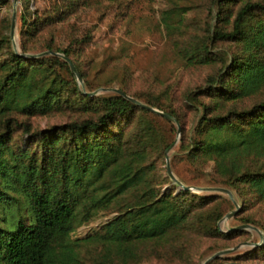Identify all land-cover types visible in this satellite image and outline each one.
Returning <instances> with one entry per match:
<instances>
[{"label": "rangeland", "instance_id": "rangeland-1", "mask_svg": "<svg viewBox=\"0 0 264 264\" xmlns=\"http://www.w3.org/2000/svg\"><path fill=\"white\" fill-rule=\"evenodd\" d=\"M216 1L78 0L75 10L60 18L61 0H0V63L11 51L28 58L54 56L64 60L62 52L47 53V47L66 48L80 75L78 78L62 65L51 66L48 78L57 75L69 89L62 91V101L46 113L10 114L19 125H13L6 143L7 160L14 161L23 150L37 152L38 143L32 136L37 130L96 119L102 109L83 106L78 91L95 99L122 88L138 101L172 117L168 119L135 104L130 116H118L116 125L109 127L121 132L128 157L138 152L139 165L154 192L175 195L183 190L168 175V162L172 174L184 186L223 187L232 193L230 198L216 190L189 191L205 198L196 203L187 222L172 228L164 237L137 242L133 256L108 251L102 237L104 226L136 202L146 183L104 207L84 200L76 207L69 239L77 255L75 264H264V256L251 255L264 242V200H257L245 184L236 188L222 183L212 160L194 163L186 156V146L196 138L195 128L203 112L200 105L187 103V93L206 92L209 78L223 73L225 62L242 52L238 42L210 37L215 28L231 27L243 0L228 2L224 11L217 9ZM256 14L264 19L263 12L258 10ZM36 16L49 21H40L34 31L26 32L34 20L36 24ZM205 43L214 60L193 61ZM262 99L264 86L235 104L237 108H249ZM198 100L215 99L200 95ZM224 103L225 108L234 104ZM4 121L0 117V132ZM259 163L264 171V155ZM9 181L4 186L7 199L0 200V230L13 228L19 216L29 219L23 191L11 176ZM244 218L251 219L255 224H248L261 235L252 228L239 227L246 224Z\"/></svg>", "mask_w": 264, "mask_h": 264}, {"label": "trees", "instance_id": "trees-1", "mask_svg": "<svg viewBox=\"0 0 264 264\" xmlns=\"http://www.w3.org/2000/svg\"><path fill=\"white\" fill-rule=\"evenodd\" d=\"M77 1L61 0L59 17L75 10ZM230 1L233 0H217V9L224 11ZM258 10L264 13V2L243 0L231 27L215 28L210 37L238 42L242 52L225 62L223 73L209 78L206 92L187 93V103L200 105L203 112L195 128L196 138L186 146V156L194 163L212 160L222 183L236 188L245 184L257 200H264V171L259 166L264 155V99L249 108H237L235 104L264 86V19L256 14ZM36 19L26 32L34 31L40 21H47L46 17ZM201 47L193 61L214 60L207 44ZM47 49L62 52L70 59L66 48ZM53 64L70 71L60 58H28L14 51L0 63V117L5 119L0 132V200L7 199L4 186L10 183L11 176L23 191L29 212L28 221L19 216L13 228L0 230V264H75L77 255L69 239L76 207L84 200L90 205L107 206L146 183L136 202L104 226L102 237L108 251L133 256L134 244L164 237L172 228L182 226L196 203L205 197L184 189L175 195H160L147 185L138 152L128 157L121 132L109 129L116 125L118 116L128 117L136 108L119 93L92 99L78 91L83 106L102 109L96 119L37 130L32 134L38 143L37 152L23 150L14 161L7 160L6 143L13 125L18 124L10 114L46 113L62 101V91L69 89L68 83L57 75L48 78ZM200 95L215 100H198ZM224 102L234 104L225 108ZM170 115L178 119L174 113ZM24 129L27 131V127ZM243 221L255 224L249 218ZM215 232H219L216 227ZM254 253L256 258L264 256V242L251 255Z\"/></svg>", "mask_w": 264, "mask_h": 264}, {"label": "water", "instance_id": "water-1", "mask_svg": "<svg viewBox=\"0 0 264 264\" xmlns=\"http://www.w3.org/2000/svg\"><path fill=\"white\" fill-rule=\"evenodd\" d=\"M12 27H13V22H12ZM12 27H11V33H12ZM46 53V52H45ZM47 53H52V54H57V55H59L58 53H55V52H53V51H48ZM61 57L68 63V66H69V68H70V70L72 71V73H74L78 78H80V75H79V73H78V71H77V69H76V66L74 65V63L66 56V55H61ZM115 92H117V93H119L121 96H123L125 99H127V100H129V101H131V102H133L134 104H136V105H138V106H140V107H142V108H144V109H147V110H149V111H152V112H156V113H158V114H160V115H162V116H164V117H166V118H168V119H172V117L171 116H169L168 114H166V113H164V112H161V111H159V110H156L155 108H153L152 106H149V105H147V104H144V103H142V102H140V101H138L137 99H135V98H133L132 96H130V95H128V94H126V93H124V92H122L121 90H119V89H113ZM167 173H168V175L170 176V178H172V180L173 181H175L178 185H180V186H182V188L184 189V190H187V191H192V190H216V191H221V192H224V193H226V194H228V196L230 197V198H232V193L230 192V190H228V189H226V188H223V187H214V188H200V187H196V188H193V187H191V186H184V185H182L181 184V182H179L175 177H174V175L172 174V172H171V170H170V167H169V165H168V162H167ZM235 212H236V210L235 211H232L231 213H229V214H227V217H230V216H232V215H234L235 214ZM239 227H248V228H252V229H254V230H256L260 235H261V232L256 228V227H254V226H252V225H249V224H244V225H241V226H239ZM222 253V252H221ZM219 253H217V254H215V256H217Z\"/></svg>", "mask_w": 264, "mask_h": 264}]
</instances>
